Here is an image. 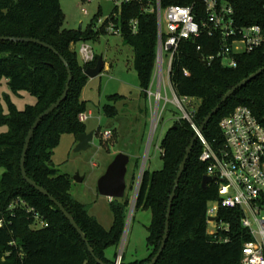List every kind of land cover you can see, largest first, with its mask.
Segmentation results:
<instances>
[{
  "label": "trees",
  "instance_id": "trees-1",
  "mask_svg": "<svg viewBox=\"0 0 264 264\" xmlns=\"http://www.w3.org/2000/svg\"><path fill=\"white\" fill-rule=\"evenodd\" d=\"M231 1L238 25H259L264 34V0ZM135 18L139 20L137 34H133L129 26L130 20ZM99 19L97 16L85 32L67 30L63 27L60 0H0V37L35 39L54 47L68 63L73 76L66 101L44 119L35 132L26 158L28 177L57 199L74 218L95 257L104 264H115V258H109L107 251L120 242L129 200L111 202L115 221L107 231L89 215L87 205L72 197L71 180L59 174L52 162L62 135L85 133V126L79 121V115L86 110V105L80 102L89 80L84 72L88 67H96L99 57L83 65L77 46L96 42L106 35L104 27L97 29ZM113 22L121 27L123 41L134 51L133 67L147 101L157 57L156 16L143 14L138 7L125 8L121 19H113ZM211 44L213 48L209 47ZM198 45L203 46L201 53L197 51ZM215 45L206 38L183 44L171 73L177 95L199 101L193 119L199 128L233 87L264 68V44L238 57L236 69L226 68L220 62L209 67L201 57L215 52ZM184 70L189 71V77L184 75ZM4 79L15 95L28 92L37 102L19 111L6 97L8 114H4L0 103V126L8 127V132L0 135V170H4L0 179V264H98L64 215L47 197L28 185L21 174L28 133L36 119L63 95L68 81L66 66L58 55L40 45L0 41V82ZM124 99L121 95L109 96L103 107L105 117L115 119L119 111L112 104ZM238 106L250 108L264 126V73L239 90L213 117L203 132L209 142L223 143L220 122ZM195 135L191 124L182 119L176 120L166 133L159 147L163 168L153 173L145 171L135 205V211L151 214L147 247L154 253L145 260L131 263L123 259L121 264H149L156 256L163 240L175 180ZM202 152L198 140L176 193L169 239L157 264H242V250L251 237L241 225V212L222 209L219 220L230 224V231L217 235L208 233V204L217 201L219 196L215 184H210L206 190L202 188L207 174V165L200 160ZM220 238L228 241L221 242Z\"/></svg>",
  "mask_w": 264,
  "mask_h": 264
},
{
  "label": "rangeland",
  "instance_id": "rangeland-1",
  "mask_svg": "<svg viewBox=\"0 0 264 264\" xmlns=\"http://www.w3.org/2000/svg\"><path fill=\"white\" fill-rule=\"evenodd\" d=\"M60 4L64 16V29L79 31L82 27L84 32L97 16L103 21L115 10L109 0H60ZM83 10L87 11L86 15ZM80 44L77 46L78 56L81 63L86 65L79 54ZM88 45L93 49L95 57L103 58L105 63L104 71L99 77L95 79L88 77L89 80L80 96V102L86 105L83 113L91 111L92 116L85 123L79 121L84 124L85 133H95L94 140L90 149L75 153L79 135H62L58 147L54 150L52 162L59 174L71 180L72 197L77 202L87 205L89 215L96 218L100 225L109 231L115 221L110 207L112 201L99 194L98 181L118 154L125 153L130 156L125 197L130 204L126 227L119 244L109 248L107 256L115 258L116 262L120 257L121 262L124 259L127 263L145 260L154 253L152 248L147 247L149 236L147 228L151 224V214L142 210L135 211L136 201L145 171L153 173L163 168L159 147L168 130L182 117L181 111L173 104L174 95L169 87L168 56H165L166 92L163 90V97L167 96L170 103L166 105L163 113L165 103L160 104L162 116L156 118L158 105L149 98L146 101L145 93L141 92L139 78L133 67L134 51L125 44L122 37L106 34L96 42H89ZM155 75L156 67L153 80ZM152 90L157 91L156 85L152 86ZM112 95L125 97L124 100L112 104L119 111L115 119H109L103 113V107L108 103V97ZM6 97H9L19 111H24L37 102L28 92L15 95L4 79L0 82V103L4 114L9 113ZM198 104L199 101L194 100L189 107L196 109ZM7 132V126H0V135ZM3 173L4 170L1 169L0 179ZM77 176L84 180L76 181ZM133 176H136L134 183ZM208 231H213L210 224Z\"/></svg>",
  "mask_w": 264,
  "mask_h": 264
},
{
  "label": "built area",
  "instance_id": "built-area-1",
  "mask_svg": "<svg viewBox=\"0 0 264 264\" xmlns=\"http://www.w3.org/2000/svg\"><path fill=\"white\" fill-rule=\"evenodd\" d=\"M114 5L113 13L105 20L99 19V26L105 28L106 34L122 36L121 27L114 24L113 19L120 20L125 8L138 7L143 14L155 15L158 26V43L156 57V75L147 90L150 101L158 105L155 117H161L168 97H163L164 70L167 60L169 87L174 95V102L181 111L178 120L188 121L203 152L200 160L207 165V176L214 179L219 199L209 202L207 209L208 224L213 226L210 235L229 232L230 224L219 220L222 209L241 212V225L245 228L251 241L242 250V264H264V126L247 106H238L230 115L223 118L220 128L224 141L221 145L211 143L194 123L195 108H190L194 99L179 97L171 83L173 65L179 56L181 46L185 43H197L201 39L214 41L217 50L210 54H202V61L211 67L220 62L224 67L236 69L238 57L251 53L264 44L263 30L259 25L239 26L236 12L231 0H109ZM174 1H182L177 4ZM87 14L86 10H83ZM108 22V23H107ZM107 25L105 26V24ZM139 20H130L129 26L133 34L138 32ZM79 54L82 62L94 61L95 54L88 43H81ZM215 45V47H216ZM213 44L209 47L213 48ZM202 52L203 46L198 45ZM186 77L190 76L184 70ZM156 85L157 91L152 90ZM166 92V90H165ZM164 108L160 115V104ZM92 112L82 113L79 120L85 123ZM160 119V118H159ZM158 124L155 126V130ZM160 150V148H159ZM39 219V217H36ZM214 219V221H210ZM42 226L47 224L42 223ZM0 226L2 224L0 223ZM221 242L228 240L219 239Z\"/></svg>",
  "mask_w": 264,
  "mask_h": 264
},
{
  "label": "water",
  "instance_id": "water-1",
  "mask_svg": "<svg viewBox=\"0 0 264 264\" xmlns=\"http://www.w3.org/2000/svg\"><path fill=\"white\" fill-rule=\"evenodd\" d=\"M79 30L81 31L82 27H80ZM0 41H11V42H15V43H19V42H21V43H33V44L40 45V46L52 51L56 55H58L67 68L68 81H67L63 95L61 96V98L56 103H54L49 109H47L43 114H41L36 119V121L34 122V124L32 125V127L28 133V136H27L26 141H25L22 159H21V174H22V178L24 179V181L28 185H30L32 188H34L36 191H38L43 196L47 197L58 208V210L64 215V217L68 220L70 225L74 228V230L79 234L81 239L87 245L88 250L91 253V255L95 257L94 250L91 247V245L89 244V241H88L85 233L79 227V225L74 220V218L67 212V210L63 207V205L60 202H58V200L55 199L48 191H46L44 188L38 186L32 179H30L28 177V174L26 171V158H27V154H28L31 142H32L33 137L35 135V132L39 128V126L41 125L43 120L48 118L51 114H53L56 110H58L60 108V106L63 104V102L66 101L68 94H69V91H70V85H71V82L73 79L72 71H71L68 63L66 62V60L58 54V52L55 50V48L46 44V43L40 42V41L35 40V39H17V38H8V37H0ZM104 68H105V63L103 61V58H100L96 67H94V68L88 67L85 70V75L87 77H89L90 79H95L102 74V72L104 71ZM263 73H264V68L257 71L255 74L251 75L249 78L245 79L244 81H242L241 83H239L238 85L233 87L222 98L220 103L212 110V112L206 117L205 121L203 122V124L201 125V127L198 130L199 134H202L205 131L206 127L209 125V123L211 122L213 117L218 114V112L222 109V107L239 90L246 87L249 83H251L257 77L261 76ZM94 136H95L94 132H91L89 134H87V133L80 134L78 137V145L75 148V153H80V152L87 151L88 149H90L92 142L94 140ZM197 141H198V134H196L195 137L193 138V140L191 141V144L187 149L186 155H185L184 160H183L181 167L179 169L177 178L175 180V185H174L171 197H170L169 205H168V212H167V216H166V223H165L163 240H162L161 246H160L156 256L154 257V259L149 264H157V262L159 261L160 257L162 256V254L164 253V251L166 249V245H167V242L169 239V233H170V220H171V215H172L173 203H174V200L176 198V193H177L181 178L185 172L187 163L190 159L193 148H194L195 143ZM129 164H130V156L129 155H127L125 153H120L115 157V159L112 161V163L107 168L106 173L98 181V192L101 196L106 197V198L110 199L111 201L123 200L126 197V192H127V188H128L127 174H128ZM75 180L78 182H82L84 179L77 176L75 178ZM213 182H214L213 178H211L207 175L204 176L203 180H202V188L204 190H206L208 188V186L210 184H212ZM210 221H214V219H210ZM95 259H96V262L98 264H104L102 261H100L96 257H95ZM121 259L122 258L120 257L119 261H117L115 264H120Z\"/></svg>",
  "mask_w": 264,
  "mask_h": 264
}]
</instances>
